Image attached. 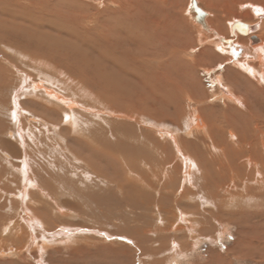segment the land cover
<instances>
[{
	"label": "rangeland",
	"instance_id": "rangeland-1",
	"mask_svg": "<svg viewBox=\"0 0 264 264\" xmlns=\"http://www.w3.org/2000/svg\"><path fill=\"white\" fill-rule=\"evenodd\" d=\"M156 1L37 0L33 10L28 13L30 17L23 16L29 17L26 19L28 22L25 20L22 21L25 24L17 25L20 30L23 29L20 31L22 36L26 35L27 31L31 32L30 35L38 33L39 39H30L28 43L22 41L28 37L19 41L10 39L14 33L19 34V30L14 32L15 28L14 33L9 32L10 38H0V264H264V260L258 257L238 255L240 253L237 252L235 244L239 239L240 216L244 214L245 218L253 212L254 216L257 214L254 222H258L256 226L264 231V94L257 92L264 91V85L260 86L251 80L249 83L252 89L249 88V92L247 86H241L242 82L240 85L238 81V87H235L230 79L231 76L232 80L233 77L238 78L235 74L237 68L229 66L227 53L218 49V46H226L216 39V35L223 40L230 39L233 41L232 45L245 43L248 37L264 42V32L261 33L262 25L264 27V13L258 10L263 6L260 9L264 12V0H195L197 6L205 12L202 22L192 20L193 13L189 10L191 0H162L163 3L161 0ZM25 2L26 0L23 1L24 5ZM148 5L150 7H147ZM249 6L258 10L260 16L256 17ZM40 16H43L42 19ZM61 16L72 18L71 23L80 22L82 26L85 24V28L89 30L87 33L81 31V34L78 32L79 28L70 27L71 34L68 38L64 34L61 37V32L50 31L49 28L40 29L43 32L33 29L36 23L44 21V24L49 19L52 24H49L50 28H58ZM123 20L131 22L128 25L124 24ZM232 22H245L253 31L250 35L244 33L236 35L237 38L233 37L228 27ZM138 23L142 24V36L149 38V31L143 29L153 27L156 35H161L164 41L161 38L160 40L165 44L159 43L158 46L156 43V46L151 42V45L145 44V47L123 38L116 41V34L122 33L125 36L123 33L128 34L126 29L130 30L133 25L135 28ZM201 24L208 31L211 30L209 33L204 30V35H210V40L216 43L215 48L211 43L200 45L198 42L197 26ZM113 27L118 30L113 32ZM170 27L171 29H168ZM165 28L167 29L163 30ZM72 32H76L78 36H74ZM40 34L44 35V38ZM213 34L215 36H212ZM46 36L52 41L46 40ZM99 38L110 40L108 45L114 49L113 54L109 52L108 46H104V51L110 55L109 58L117 62L114 66H108V69L102 61H98V54L104 42ZM97 40L98 42H95ZM32 41L33 43H30ZM45 44L52 47H46ZM43 45L46 49H51L45 51ZM253 48L259 49L260 45ZM169 49L170 52L176 53L173 54L174 57L173 52L167 53ZM24 51L25 53H22ZM31 52L33 55H29ZM168 54H171V57ZM157 56H160L159 59ZM38 58H41L40 61ZM253 58L252 65L262 72L264 58L263 62L257 61L258 57ZM43 59L44 61H41ZM140 64L148 69L144 67L142 70ZM101 65L105 70H102ZM178 65L180 67H177ZM139 70L146 73L144 78L137 72ZM100 71H105L108 77H116V80L113 77L110 81L108 79L112 85L115 83V94L111 89L107 90L108 92L101 90L102 80L100 81L95 73H101ZM149 74H156V78L153 79ZM216 75L224 80L227 89L232 91L234 97L243 105H222L220 101L212 98L216 88L212 87L210 82ZM67 76L70 77L66 78ZM183 80L185 83H182ZM175 81L179 85L178 91L171 90ZM86 83L91 85L87 86ZM170 83L173 84L169 88ZM186 84L194 86L187 89ZM45 92L60 97L67 96L71 112L66 111V108H56V101L54 102L53 97H47ZM131 97L138 101L134 103ZM161 99L164 104H161ZM108 100H113L115 107L112 108V104H104L106 101L109 104ZM15 106L18 107L17 110L14 109ZM107 106L111 107L108 109ZM11 111H15L16 117ZM66 112L77 115L72 124L65 121ZM194 115L200 117L202 125H196L193 119L195 130H191L190 118ZM226 116L231 117V120ZM233 116L235 123L231 122ZM68 123L70 128L66 127ZM73 128L78 131L75 132ZM20 129L22 132H18ZM169 136L175 138V145L171 144ZM48 142H51V147ZM24 160L28 179L24 182L25 186L20 170H17ZM241 163L245 165L242 167L239 165ZM23 191L26 192L22 193ZM22 211L24 218L21 216ZM21 220L22 222H19ZM250 223L253 224V221ZM30 238H34V242ZM172 243H175L174 248Z\"/></svg>",
	"mask_w": 264,
	"mask_h": 264
},
{
	"label": "bare ground",
	"instance_id": "bare-ground-1",
	"mask_svg": "<svg viewBox=\"0 0 264 264\" xmlns=\"http://www.w3.org/2000/svg\"><path fill=\"white\" fill-rule=\"evenodd\" d=\"M23 1L24 0H0V38H3V37H8V38H10L9 36H10V33L9 32H13V29H14V32H15V30H19V34H20V31L21 30H23V29H21L20 30V27L17 25V24H21V25H23V24H25V23H23L22 21H24L25 22V20L26 19H29V17H30V15L28 14V13H30L33 9H32V7H34L35 6V2L37 1V0H26V2H25V5L23 4ZM155 1V0H154ZM157 1H160V0H157ZM156 1V2H157ZM162 1V0H161ZM192 1V0H191ZM240 1V0H239ZM242 1V0H241ZM59 2V1H58ZM62 2V1H61ZM243 2V1H242ZM255 2V1H254ZM254 2H253V5H255L254 4ZM37 3V2H36ZM161 3H163V1L161 2ZM191 3V2H190ZM158 4H159V2H158ZM196 4H197V2H196ZM20 5H22V6H20ZM60 5V4H59ZM262 5V4H261ZM68 6V5H67ZM143 6H144V4H143ZM259 6H260V4H259ZM147 7H150L149 5L147 6ZM250 7V11L256 16V17H258V16H260V13L258 12V10H260L262 13H264L263 11H262V9H260L261 7H263V6H261L260 8H258V5H257V8H258V10H255L253 7H251V6H249ZM64 8H65V6H64ZM256 8V9H257ZM36 9V8H35ZM157 9V8H156ZM60 10V9H59ZM74 10V9H73ZM190 10V9H189ZM35 11V10H34ZM33 11V12H34ZM68 11H70V10H68ZM156 11V10H155ZM192 12L191 13H193V18H192V20L194 21L195 19H196V17L198 18L196 21H200V22H202V20H203V18L205 17V15H202V16H197V14L193 11V10H191ZM203 11V10H202ZM36 12V11H35ZM158 13H159V11H157ZM204 12V11H203ZM251 12H249V14L251 15ZM43 13V12H42ZM205 13V12H204ZM34 15H36V14H34ZM59 15V14H58ZM61 15V14H60ZM64 15V14H63ZM62 15V16H63ZM249 15V16H250ZM23 16H29L28 18L26 17H24L23 18ZM39 16V15H38ZM45 16V15H44ZM61 16V23H60V26L58 27V28H55V26H51L52 28H50V26H49V24L50 25H52L51 23H50V19L48 20V21H46L44 24H42L44 21H42V22H39V23H36V25H35V28L33 27V26H31V27H33V29H35L36 31H40V29H47V28H49L50 29V31H54V32H61L60 33V35H62V34H64V36H66V37H68V38H70V27H74V28H79L78 29V32H80L81 33V31L83 32V33H87V31L89 30H87V28H85V24L84 23H82L81 22V24H84L83 26L82 25H80V22H76V23H71V21H72V18H69V19H66L67 18V16L65 17H62ZM117 16V15H116ZM150 16V15H149ZM22 17V18H21ZM41 17V16H40ZM43 17V16H42ZM42 17H41V19H42ZM141 17V16H140ZM139 17V18H140ZM20 18H21V23H19L20 22ZM39 18V17H38ZM56 19L58 18L57 16L55 17ZM142 18V17H141ZM144 18V17H143ZM142 18V19H143ZM31 19V18H30ZM40 19V18H39ZM40 19V20H41ZM74 19V18H73ZM32 20V19H31ZM38 19H36V21H37ZM58 20V19H57ZM56 20V21H57ZM76 20V19H75ZM32 21H34V20H32ZM39 21V20H38ZM77 21V20H76ZM124 21V20H123ZM148 21V20H147ZM26 22H28V20H26ZM51 22H53L52 20H51ZM55 22V21H54ZM58 22H59V20H58ZM131 21H129L128 22V20H125L124 21V24H128V23H130ZM149 22V21H148ZM139 23H140V21H139ZM139 23L138 24H136L135 26V28H134V25L133 26H131V28H130V30H128V29H126L127 30V32H128V34H126V33H123V34H125V36H123L122 35V33L121 34H116V36L117 37H114V38H116V41H119V39H122L123 38V40H125V41H128V42H130V43H133V42H137L138 44H139V46H141V45H143V46H145V44H150L151 45V42L152 43H154L155 45H156V43H158V46H159V43H163V44H165L164 42H161V40H160V38H161V35H159V34H161V32H158L159 34V36H157L156 34L157 33H155V28L154 29H152L151 27H145V29H143V30H148L149 31V34H150V37L148 38L147 36H142L141 35V27H140V25H142V24H140L139 25ZM235 24V22H232V23H230L229 24V30H230V33H231V35H233V37H236V35L237 36H239L238 34H244V33H247L248 35H250L251 33H252V29H251V27L248 25V24H246L245 22L244 23H242V22H237V23H241V24H243V25H245L246 27H244L243 29H242V26L241 25H239V26H237V28H234V30H232V26H234V24ZM29 24V23H28ZM31 24V23H30ZM38 24V25H37ZM71 26H70V25ZM219 24V23H218ZM20 25V26H21ZM55 25V24H54ZM129 25V24H128ZM38 26V27H37ZM57 26V25H56ZM213 26V25H212ZM87 27V26H86ZM6 28H8V29H6ZM110 28H111V26H110ZM143 28V27H142ZM28 29H30V27L28 28ZM167 28H165V29H163V30H166ZM168 29H171V27L170 28H168ZM217 29V28H216ZM25 30V29H24ZM112 30H113V32H115V31H117L118 29H116L115 27H113L112 28ZM154 32H153V31ZM204 30L207 32V33H209V31H211V30H207V28L206 27H204V26H202V24L200 25V26H197V37H198V39H199V41L198 42H200V45H203V44H201V43H211L212 45H214V48H215V45H216V43L215 42H213V40H210V35H209V37H208V35H204ZM236 30V31H235ZM5 31H7L5 34H1V33H3V32H5ZM30 31V30H29ZM48 31V30H47ZM157 31H159V30H157ZM239 33H238V32ZM13 32V33H14ZM40 32H43V31H40ZM54 32H52V33H54ZM77 32V31H76ZM73 33L74 34V36H78L77 35V33ZM264 32V27H263V25H262V27H261V33H263ZM18 32H16V33H14L13 34V38H10V39H16L17 41H19V39H24V38H26V37H28V38H26V39H24V40H22L24 43H28L29 41H30V39H32V40H38L39 39V36H38V33H37V35L36 34H33L32 33V35H30V33H29V35H27L28 33H27V31H26V35H23L22 36V34H20L21 36H19V34H17ZM79 33V34H80ZM163 33V32H162ZM211 33V32H210ZM42 34V33H41ZM40 34V35H41ZM44 34V33H43ZM56 34V33H55ZM82 34V33H81ZM89 34V33H88ZM164 34V33H163ZM49 35V34H48ZM54 35V34H53ZM92 35V34H91ZM42 36V35H41ZM44 36V35H43ZM42 36V37H43ZM82 37L84 36V35H81ZM86 36V35H85ZM177 36V35H176ZM212 36H215V34H213ZM254 36H255V34H254ZM259 36V35H258ZM24 37V38H23ZM42 37H40V38H42ZM61 37H63V35L61 36ZM44 38V37H43ZM76 38V37H75ZM78 38V37H77ZM89 38V37H88ZM92 38H94V36L92 37ZM109 38V37H108ZM237 38V37H236ZM67 39V38H66ZM100 39V38H99ZM162 40H163V38H161ZM216 39L220 42V43H223L222 45L223 46H226V48H223V47H221V46H218V49H219V51L220 52H222V53H227V56L229 57V61H227L228 63H229V66L230 67H232V68H237V69H235V71H236V76H238V78H236V77H233L234 79V81L232 80V76H231V81L230 82H232L233 83V85L236 87H238V81H239V84L242 82V87H243V85H245V86H247L248 87V92H249V88L250 89H252L250 86V83L249 82H251V80H253L254 81V83L256 82V83H259V85L261 86V84L262 85H264V73H263V71L264 70H262V72H259V71H257L255 68H254V58L253 57H258L257 59V61H259V60H261V62H263V60H262V58H264V42H262V41H259V40H257L256 38H254V37H248V39H245L246 40V42L245 43H241V44H235V45H232V43H233V41L232 40H230V39H228V40H230V43H226L225 41H221V39L220 38H218V36L216 35ZM1 40V39H0ZM46 40H49V41H52V39L49 37V36H46ZM60 40V39H59ZM79 40V39H78ZM93 40V39H92ZM100 40H103L104 42L102 43L103 44V46H102V50L100 49V53H99V49H97L98 50V61H102L104 64L103 65H106L107 66V69H108V66H114L115 65V63H117L116 61H114V59H110L109 57H110V55H107V52L106 51H104V46L106 45V47L108 46V49L110 50L109 52L110 53H112L113 52V54H114V49L113 48H110L109 47V43H111V42H109L110 40H106L105 38H102V39H100ZM156 40V41H155ZM223 40V39H222ZM7 41V40H6ZM22 41H20V43L22 42ZM94 41V40H93ZM164 41V40H163ZM226 41H227V39H226ZM22 42V43H23ZM39 42V41H38ZM43 42V41H42ZM46 42V41H45ZM45 42H43V43H45ZM95 42H98V40L97 41H95ZM100 42V41H99ZM114 42V41H113ZM150 42V43H149ZM239 42V41H238ZM30 43H33V41L32 42H30ZM66 43V42H65ZM1 44V43H0ZM16 44V43H15ZM40 44V43H39ZM42 44V43H41ZM98 44H100V43H98ZM119 44V43H118ZM126 44V43H125ZM137 44V45H138ZM167 44V43H166ZM11 45V44H10ZM19 45H21V44H19ZM29 45V44H28ZM28 45H27V47H28ZM45 45H47V44H45ZM55 45H56V42H55ZM129 45V44H128ZM154 45V46H155ZM238 45V46H237ZM242 45V46H241ZM255 45H260V48L259 49H257V48H253V46H255ZM25 47H26V45H24ZM35 46H36V44H35ZM44 46V45H43ZM51 47H52V45H50ZM50 46H46V47H50ZM62 46V45H61ZM148 46V45H147ZM153 46V45H152ZM157 46V45H156ZM162 46V45H161ZM171 46V45H170ZM23 47V46H22ZM24 47V48H25ZM37 47V46H36ZM40 47V46H39ZM113 47V46H112ZM146 47V46H145ZM149 47V46H148ZM169 47V46H168ZM171 47H173V46H171ZM244 49H243V48ZM262 47V48H261ZM17 48V47H16ZM41 48H43V47H41ZM44 48H45V46H44ZM43 48V49H44ZM95 48H98V47H95ZM143 48V47H142ZM153 48H155V47H153ZM159 48V47H158ZM174 48V47H173ZM46 49V48H45ZM44 49V50H45ZM49 49H51V48H48V49H46L45 51H47V50H49ZM53 49V48H52ZM54 49H56V48H54ZM90 49V48H89ZM33 50V49H32ZM57 50H60V49H57ZM139 50V49H138ZM141 50H143V49H141ZM145 50V49H144ZM161 50V49H160ZM166 50V49H165ZM211 50V49H210ZM51 51V50H50ZM53 51V50H52ZM66 51H67V49H66ZM125 51V50H124ZM162 51V50H161ZM18 52H20L19 50H18ZM34 52V51H33ZM37 52V51H36ZM49 52V51H48ZM63 52V51H62ZM86 53H87V51H85ZM141 52V51H140ZM167 52V51H166ZM170 52V49H169V51L167 52V53H169ZM173 52V51H172ZM172 52H170V53H172ZM177 52V51H176ZM210 51H208V53H209ZM214 52V51H213ZM22 53H25V51L24 52H22ZM27 53V52H26ZM66 53H68V52H66ZM70 53V52H69ZM72 53V52H71ZM152 53V52H151ZM165 53V52H164ZM32 54V52L29 54V55H31ZM55 54V53H54ZM59 54V53H58ZM63 54H65V53H63ZM97 54V53H96ZM161 54V53H160ZM160 54H158V55H160ZM173 54H176V53H172V56H173ZM26 55V54H25ZM33 55V54H32ZM48 55V54H47ZM60 55H62V53H60ZM66 55V54H65ZM142 55V54H141ZM144 55H145V53H144ZM144 55L142 56L143 58H144ZM149 55V54H148ZM153 55V54H152ZM151 54H150V56H152ZM154 55H155V52H154ZM169 55H171V54H168V56ZM40 56V55H39ZM72 56H73V53H72ZM77 56V55H76ZM139 56H140V54H139ZM31 57V56H30ZM43 57V56H42ZM59 58H61L60 56H58ZM70 57V56H69ZM141 57V56H140ZM158 57V59H159V57L160 56H157ZM169 57H171V56H169ZM174 57V56H173ZM26 58V57H25ZM47 58V57H46ZM99 58H100V60H99ZM111 58H112V55H111ZM136 58V57H135ZM176 58H177V56H176ZM39 59V61H40V59L41 58H38ZM45 59V58H44ZM44 59L43 60H41V61H44ZM48 59V58H47ZM64 59V58H63ZM31 60V59H30ZM68 60H70V59H68ZM68 60H66V62L68 61ZM166 60V59H165ZM206 60V59H205ZM52 61V60H51ZM65 61V60H64ZM88 61V60H87ZM139 61V60H138ZM147 61V60H146ZM157 61V60H156ZM162 61V60H161ZM35 62V61H34ZM33 62V63H34ZM83 62V61H82ZM142 62H145V61H142ZM151 62V61H150ZM149 62V63H150ZM154 62V61H153ZM160 62V61H159ZM169 62V61H168ZM42 63V62H41ZM70 63V62H69ZM87 63V62H86ZM86 63L84 64V65H86ZM100 63V62H99ZM126 63H128V62H126ZM180 63V62H179ZM178 63V64H179ZM188 63H191V62H188ZM36 64V63H35ZM34 64V65H35ZM55 64V63H54ZM98 64V63H97ZM96 64V65H97ZM141 64H145V63H141ZM141 64H140V66H141ZM147 64V63H146ZM154 64V63H153ZM193 64H194V62H193ZM192 64V65H193ZM198 64V63H197ZM224 64V63H223ZM226 64V63H225ZM253 64V65H252ZM38 65H39V63H38ZM38 65L36 66V67H38ZM41 65V64H40ZM43 65V64H42ZM49 65V64H48ZM70 65V64H69ZM148 65V64H147ZM162 65V64H161ZM160 65V66H161ZM164 66H165V64H163ZM177 65V64H176ZM190 65V64H189ZM192 65H191V67H192ZM260 65V64H259ZM45 66H47L46 65V63H45ZM100 66V65H99ZM102 66V65H101ZM163 66V67H164ZM196 66V65H195ZM199 66H200V64H199ZM49 67V66H48ZM48 67H46V68H48ZM55 67V66H54ZM77 67V66H76ZM103 68H102V70H105V67L104 66H102ZM109 67V68H110ZM130 67V66H129ZM136 67V66H135ZM141 67H143V69L142 70H144V67L145 66H141ZM174 67H175V65H174ZM177 67H180L179 65L177 66ZM176 67V68H177ZM182 67V66H181ZM185 67V66H184ZM187 67V66H186ZM190 67V66H189ZM263 67V66H262ZM50 68V67H49ZM52 68V67H51ZM91 68V67H90ZM93 68V67H92ZM97 68V67H96ZM125 68V67H124ZM132 68V67H131ZM147 67H145V69H146ZM258 68V67H257ZM78 69V68H77ZM98 69V68H97ZM97 69H96V71H97ZM113 69V68H112ZM120 69V68H119ZM134 69V68H133ZM138 69H140V68H138ZM148 69V68H147ZM179 69V68H178ZM184 69V68H183ZM183 69H180V70H182L183 71ZM196 69V68H195ZM54 70V69H53ZM56 70V69H55ZM100 70V69H99ZM132 70V69H131ZM141 70V69H140ZM140 70L139 71H137V72H140ZM186 70V69H185ZM190 70V69H189ZM81 71V70H80ZM110 71V70H109ZM108 71V72H109ZM159 71V70H158ZM47 72V71H46ZM50 72L51 71H49V74H50ZM61 72V71H60ZM90 72H92V71H89V73ZM101 72V71H100ZM105 72V71H104ZM99 73V72H95L97 75L96 76H98L99 77V79H100V81L102 80V88H101V90L102 91H107V90H109L110 91V89H111V92H113L114 93V90H116L115 89V87H113V85L115 84L114 82V84L112 85L111 84V82H109L110 81V78H112V77H108L107 75V73L105 72V73ZM144 72V71H143ZM147 72V71H146ZM161 72V71H160ZM178 72V71H177ZM186 72H190V71H186ZM214 72V71H213ZM212 72V73H213ZM64 73V72H63ZM83 73V72H82ZM129 73H130V70H129ZM129 73H127V74H129ZM132 73V72H131ZM135 73V72H134ZM133 73V74H134ZM141 73V72H140ZM145 73V72H144ZM144 73H141L140 74V76L142 75V78H144L143 76H144ZM150 73V72H149ZM159 73V72H158ZM191 73V72H190ZM48 74V75H49ZM118 74V73H117ZM146 74V73H145ZM148 74V73H147ZM163 74V73H162ZM234 74V75H235ZM46 76L47 78L49 77V76H51V75H49V76ZM85 75V74H84ZM130 75V74H129ZM128 75V76H129ZM134 75H136V74H134ZM150 76H152L151 74H149ZM154 75H156V74H153V79H155L154 78ZM158 75V74H157ZM232 75V74H231ZM243 75H245L246 76V78H244L245 76H243ZM133 76V75H132ZM165 76V75H164ZM189 76V75H188ZM194 76V75H193ZM44 78H45V76H43ZM51 77H53V76H51ZM59 78H60V76H58ZM68 77H70V76H67L66 78H68ZM139 77V76H138ZM191 77V76H190ZM62 78V77H61ZM65 78V79H66ZM93 78V77H92ZM91 78V79H92ZM130 78H131V76H130ZM159 78V77H158ZM162 78V77H161ZM165 78V77H164ZM189 78V77H188ZM193 78V77H192ZM192 78H190L189 80L190 81H192ZM244 78V79H243ZM46 79V78H45ZM52 79V78H51ZM82 79H84V78H82ZM88 80H90L89 78H87ZM108 79H109V81H108ZM113 79H114V77H113ZM247 79H250V81L249 80H247ZM47 80H50V79H47ZM59 80V79H58ZM61 80H63V79H61ZM68 80V79H67ZM85 80H86V77H85ZM84 80V81H85ZM98 80V79H97ZM96 80V81H97ZM114 80H116V77H115V79ZM131 80H134V79H131ZM138 80H139V78H138ZM157 80V79H156ZM165 80V79H164ZM163 80V81H164ZM186 81H188L187 80V78L185 79ZM196 80H198V79H196ZM53 81H56V80H53ZM69 81H71V80H69ZM74 81V80H73ZM79 81V80H78ZM78 81H77V83H78ZM161 81V80H160ZM180 81V80H179ZM193 81H194V79H193ZM59 82H60V80H59ZM86 82H87V80H86ZM90 82H91V80H90ZM99 82V81H98ZM105 82V83H104ZM138 82V81H137ZM140 82V81H139ZM158 82V81H157ZM244 82V83H243ZM2 83V82H1ZM92 83V82H91ZM124 83V82H123ZM132 83V82H131ZM144 83V82H143ZM160 83V82H159ZM175 83V85L173 84V83H170L169 84V88H170V85L171 84H173V86H172V88H171V90H174V91H178V87H179V85H177L178 83L175 81L174 82ZM182 83H185L184 82V80H183V82ZM186 83H188V82H186ZM4 84V83H3ZM79 84V83H78ZM89 84V83H88ZM87 83H86V85L87 86H90V85H88ZM93 84V83H92ZM128 84V83H127ZM140 84H142V83H140ZM153 84V83H152ZM167 84V83H166ZM195 84H197V83H195ZM252 84V83H251ZM7 85V84H6ZM81 85V84H80ZM79 85V86H80ZM96 85H98V83L96 84ZM143 85V84H142ZM148 85V84H147ZM183 85V84H182ZM210 85L212 86V87H214V88H216L215 89V91H213V93H212V98L213 99H216V100H218V101H220L221 103H222V105H223V103H224V105L225 104H229V103H235L236 105H241L242 103H239V100L237 99V98H235L234 97V95H233V92L232 91H230V90H228L227 89V87L225 86V83H224V80L222 81L217 75L216 76H214V80L213 81H211L210 82ZM79 86H78V88H79ZM81 86H83V85H81ZM112 88H111V87ZM149 86V85H148ZM153 86V85H152ZM155 86V85H154ZM159 86H160V84H159ZM190 86V84H186V86L185 87H187V89H188V87ZM192 86H194V85H192ZM192 86H190V87H192ZM199 87V85H196V87ZM2 87H3V85H2ZM4 87H5V85H4ZM76 87V86H75ZM101 87V86H100ZM107 87V88H106ZM119 87V86H118ZM117 87V88H118ZM156 87V86H155ZM174 87V88H173ZM183 87H184V85H183ZM202 87V86H201ZM262 87H264V86H262ZM33 88V87H32ZM37 88V87H36ZM35 88V89H36ZM70 88V87H69ZM96 88V87H95ZM133 88V87H132ZM145 88H147V86L145 87ZM151 88V85H150V87H149V89ZM163 88V87H162ZM168 88V89H169ZM194 88V87H193ZM246 87H244V89H245ZM0 89H1V87H0ZM35 89H33V90H35ZM66 89V88H65ZM99 89V88H98ZM153 89H154V87H153ZM156 89V88H155ZM200 89V88H199ZM202 89V88H201ZM210 89V88H209ZM239 89V88H238ZM243 89V90H244ZM37 90V89H36ZM83 90V89H82ZM87 90V89H86ZM118 90V89H117ZM183 90H184V88H183ZM186 90V89H185ZM184 90V91H185ZM195 90V89H194ZM211 90V89H210ZM213 90V89H212ZM239 90H241V89H239ZM243 90H241L242 92H246L245 90L243 91ZM41 91H43V90H41ZM46 91V90H45ZM72 91V90H71ZM79 91V90H78ZM98 91V90H97ZM101 91V92H102ZM130 91V90H129ZM135 91V90H134ZM157 91V90H156ZM155 91V92H156ZM161 91V90H160ZM169 91V90H168ZM174 91H172L173 93H175ZM187 91V90H186ZM100 92V93H101ZM108 92V91H107ZM162 92V91H161ZM172 92H170V93H172ZM181 92V91H180ZM192 92V91H191ZM242 92H240V93H242ZM247 92V93H248ZM257 92H259V93H261V95L262 94H264V91L262 90V91H258L257 90ZM257 92H256V94H257ZM75 93V92H74ZM73 93V94H74ZM81 93V92H80ZM84 93V92H83ZM90 93H91V91H90ZM99 93V94H100ZM106 93V92H105ZM110 93V92H109ZM149 93H150V91H149ZM157 93V92H156ZM166 93V92H165ZM168 93V92H167ZM45 94H47L46 96L47 97H53L52 99L54 100V102L56 101V103H54V104H56L55 105V107L57 108V107H60V109L61 108H66V111H70V108H69V100H67V96L65 97V96H63V97H65V98H63V97H60L59 95H57V94H53V93H48V92H45ZM86 94V93H85ZM89 94V93H88ZM98 94V93H97ZM104 94V93H103ZM112 94V93H111ZM115 94V93H114ZM193 94H194V92H193ZM200 94V93H199ZM33 95V94H32ZM109 95V94H108ZM113 95V94H112ZM134 95H135V93H134ZM137 95V94H136ZM153 95V94H152ZM163 96H164V94H162ZM172 95V94H171ZM174 95V94H173ZM41 96V95H40ZM87 96V95H86ZM95 96V95H94ZM104 96V95H103ZM114 96V95H113ZM116 96V98L118 97V95H115ZM138 96V95H137ZM150 96H151V94H150ZM150 96H148L149 98H150ZM160 96V95H159ZM245 96V95H244ZM37 97H39V95L37 96ZM75 97V96H74ZM88 97V96H87ZM91 97H93V96H91ZM96 97V96H95ZM102 97V96H101ZM106 97V96H105ZM104 97V98H105ZM108 97V96H107ZM110 97V96H109ZM135 97V96H134ZM142 97V96H141ZM140 97V98H141ZM161 97V96H160ZM167 97V96H166ZM182 97V96H181ZM246 97H247V95H246ZM245 97V98H246ZM41 98V97H40ZM43 98V97H42ZM94 98V97H93ZM98 98V97H97ZM156 98H157V95H156ZM162 98V97H161ZM164 98H165V96H164ZM169 98V97H168ZM170 98H171V96H170ZM32 99H33V97H32ZM32 99H30V100H32ZM103 99V98H102ZM109 99V98H108ZM131 99V101L133 100V99H135V98H133L132 99V97L130 98ZM136 99H137V97H136ZM143 99H145V97H143ZM151 99V98H150ZM36 100H37V98H36ZM40 100V99H39ZM44 100V99H43ZM47 100V99H46ZM98 100V99H97ZM105 100H106V98H105ZM111 100V99H110ZM140 100H142V99H140ZM146 100V99H145ZM145 100H144V102H145ZM154 100H156L155 98H154ZM160 100V99H159ZM45 101V100H44ZM49 101V100H48ZM100 101V100H99ZM134 101V100H133ZM136 102L138 101V100H135ZM135 101H134V103H135ZM158 101V100H157ZM30 102V101H29ZM51 102V101H50ZM49 102V103H50ZM72 102V101H71ZM103 102H105V101H103ZM107 102V101H106ZM104 103V104H106V105H111L112 106V108L113 107H115L114 105H115V103H114V101L112 100V101H109L108 100V102H109V104L108 103ZM125 102V101H124ZM144 102H143V104H144ZM246 102V101H245ZM16 103V102H15ZM14 103V104H15ZM48 103V102H47ZM46 102H45V104H47ZM97 103V102H96ZM100 103V102H99ZM101 103H102V101H101ZM243 103H244V101H243ZM52 104V103H51ZM50 104V105H51ZM93 104H95L94 103V101H93ZM103 104V103H102ZM103 104V105H104ZM148 104V103H147ZM161 104H164V100H162L161 99ZM30 105H32V104H30ZM49 105V106H50ZM117 105V104H116ZM156 105H157V102H156ZM172 105V104H171ZM243 105V104H242ZM33 106V105H32ZM48 106V105H47ZM111 106H107L108 107V109H109V107H111ZM136 106H137V103H136ZM136 106H134L135 108H136ZM151 106H153V105H151ZM230 106V105H229ZM35 107V106H34ZM37 107V106H36ZM72 107L73 106H71V109H72ZM118 107H120V106H118ZM125 107H127V106H125ZM134 107H132V108H134ZM175 107V106H174ZM238 107H240V106H238ZM243 107V106H242ZM38 108V107H37ZM42 108V107H41ZM40 108V109H41ZM50 108V107H49ZM52 108H53V106H52ZM52 108H51V112H53V110H52ZM127 108H129V107H127ZM165 108H166V106H165ZM14 109L15 110H17L18 109V107L17 106H15L14 107ZM34 109H36V108H34ZM105 109V108H104ZM107 109V110H108ZM162 109V108H161ZM222 109H223V107H222ZM37 110V109H36ZM36 110H34V112H36ZM39 110V109H38ZM50 110V109H49ZM75 110V109H74ZM103 110V109H102ZM106 110V109H105ZM119 110V109H118ZM130 110V109H129ZM140 110V109H139ZM138 110V111H139ZM166 110V109H165ZM175 110V109H174ZM179 110V109H178ZM220 110V109H219ZM55 111H57L56 109H55ZM64 111V110H63ZM62 111V112H63ZM79 111V110H78ZM128 111V110H127ZM134 111V110H133ZM224 111V110H223ZM229 111V110H228ZM250 111H251V109H250ZM12 113H13V111H11ZM44 113H45V110L43 111ZM71 112V111H70ZM82 112V111H81ZM108 112H110V111H108ZM119 112V111H118ZM216 112V111H215ZM221 112V111H220ZM227 112V111H226ZM239 112V111H238ZM241 112H243V111H241ZM64 113V112H63ZM67 114V116H66V122H69V123H71L73 120H74V118L77 116L75 113H72V114H68V112H66ZM105 113V112H104ZM131 113V112H130ZM137 113V112H136ZM237 113V112H236ZM14 116L16 117V113H15V111H14ZM47 114V113H46ZM79 114V116H80V113H78ZM94 114V113H93ZM167 114V113H166ZM172 114V113H171ZM194 114V113H193ZM230 114H231V112H230ZM53 115H55V114H53ZM95 115V114H94ZM107 115V114H106ZM111 115V114H110ZM168 115V114H167ZM181 115V114H180ZM226 115H228V114H226ZM237 115V114H236ZM63 116V115H62ZM61 116V117H62ZM109 116V115H108ZM168 116H170V115H168ZM229 116V115H228ZM228 116H226V118L228 117ZM234 116H235V114H234ZM234 116H233V121H231V122H234L235 123V121H234V119L236 118V116H235V118H234ZM242 116H243V113H242ZM254 116V115H253ZM18 117V116H17ZM139 117V116H138ZM241 117V116H240ZM252 117V116H251ZM77 118V117H76ZM83 118H85V117H83ZM139 118H141V117H139ZM200 117L198 116V115H194V117H192V118H190V124H189V128H191V130L192 129H194L195 130V127H194V125H193V119L195 120V124L196 125H199V126H201L202 125V120H200L199 119ZM230 118V120H231V117H228V119ZM254 118V117H253ZM258 118H259V116H258ZM258 118H255V119H258ZM13 119V118H12ZM65 119V118H64ZM79 119H82V118H79ZM144 119V118H143ZM142 119V120H143ZM14 120V119H13ZM60 120V119H59ZM106 120V119H105ZM236 120H237V118H236ZM251 120V119H250ZM64 121V120H63ZM107 121V120H106ZM17 122V121H16ZM80 122V121H79ZM226 122V121H225ZM228 122V121H227ZM65 123V122H64ZM69 123L66 125V127L67 126H69L68 128H70V126L71 125H69ZM73 123V122H72ZM71 123V124H72ZM85 123V122H84ZM50 124V123H49ZM77 124H78V122H77ZM82 124V123H81ZM107 124H109V123H107ZM229 124V123H228ZM17 125H19V124H17ZM54 125V124H53ZM60 125H61V123H60ZM74 125H76V124H74ZM79 125V124H78ZM116 125V124H115ZM232 125V124H231ZM109 126H110V124H109ZM188 126V125H187ZM238 126V125H237ZM236 126V127H237ZM74 127V126H73ZM81 127V126H80ZM113 127H115V126H113ZM117 127V126H116ZM235 127V126H234ZM16 128V130H17V127H15ZM76 129V128H75ZM74 128H73V130H75ZM213 129V128H212ZM71 130V129H70ZM186 130V129H185ZM190 130V131H191ZM216 130V129H215ZM240 130V129H239ZM21 131V129L18 131V132H20ZM78 131V130H77ZM76 130H75V132H77ZM113 131H115V130H113ZM188 131V130H187ZM189 131V132H190ZM207 131V130H206ZM10 132V131H9ZM22 132V131H21ZM25 132V131H24ZM27 132V131H26ZM29 132V131H28ZM166 132V131H165ZM194 132V131H193ZM116 133V132H115ZM200 133V132H199ZM231 133V132H230ZM229 133V134H230ZM234 133V132H233ZM18 134V133H17ZM77 134V133H76ZM79 134V133H78ZM77 134V135H78ZM81 134V133H80ZM95 135H96V133H94ZM157 134V133H156ZM202 134V133H201ZM211 134V133H210ZM232 134V133H231ZM242 134V133H241ZM257 134V133H256ZM19 135V134H18ZM53 135V134H52ZM51 135V136H52ZM77 135H76V137H77ZM159 135V134H158ZM169 135V134H168ZM197 135V134H196ZM207 135V134H206ZM22 136H23V134H22ZM79 136H81V135H79ZM201 136V135H200ZM221 136V135H220ZM20 137H21V135H20ZM32 137V136H31ZM98 137V136H97ZM204 137V136H203ZM207 137V136H206ZM214 137V136H213ZM161 138V137H160ZM21 139V138H20ZM59 139H61V137H59ZM63 139V138H62ZM168 139H170V141L172 142L171 144H174L175 145V143L177 142V141H175V138L173 137H171V136H169L168 137ZM199 139H200V137H199ZM207 139V138H206ZM222 139V138H221ZM238 139V138H237ZM210 140V139H209ZM16 141V140H15ZM49 141V140H48ZM53 141V140H52ZM200 141V140H199ZM211 141V140H210ZM222 141V140H221ZM60 142V141H59ZM63 142V141H62ZM214 142V141H213ZM253 142V141H252ZM157 143H158V141H157ZM218 143V142H217ZM48 144H49V142H48ZM50 144H51V142H50ZM49 144V145H50ZM63 144V143H62ZM121 144V143H120ZM48 145V146H49ZM57 145V144H56ZM59 145V144H58ZM95 145V144H94ZM180 145V144H179ZM182 145V144H181ZM215 145H216V142H215ZM251 145V144H250ZM60 146V145H59ZM61 146H63V145H61ZM98 146V145H97ZM156 146H158V144H156ZM169 146V145H168ZM214 146V145H213ZM50 147H51V145H50ZM96 147V146H95ZM160 147H162V146H160ZM166 147V146H165ZM218 147H220V146H218ZM217 147V148H218ZM251 147V146H250ZM61 147H59V149H60ZM86 148V147H85ZM98 148V147H97ZM52 149V148H51ZM63 149V148H62ZM92 149V148H91ZM110 149V148H109ZM155 149V148H154ZM162 149V148H161ZM171 149V148H170ZM248 149H250V148H248ZM252 149V148H251ZM256 149V148H255ZM87 150H88V148H87ZM217 150H220V149H217ZM136 151V150H135ZM160 151V150H159ZM177 151V150H176ZM211 151H212V149H211ZM245 151V150H244ZM251 151V150H250ZM94 152V151H93ZM114 152V151H113ZM175 152V151H174ZM222 152V151H221ZM228 152H231V151H228ZM257 152V151H256ZM92 153V152H91ZM211 153V152H210ZM223 153V152H222ZM246 153V152H245ZM250 153V152H249ZM93 154V153H92ZM212 154V153H211ZM237 154V153H236ZM181 154L179 153V155L178 156H180ZM226 155H228V154H226ZM252 155V154H251ZM93 156H94V154H93ZM177 156V155H176ZM243 157H244V155H242ZM167 157V156H166ZM165 157V158H166ZM175 157V156H174ZM182 158V157H181ZM236 158H237V156H236ZM250 158V157H249ZM129 159H131V157H129ZM163 159V158H162ZM167 159V158H166ZM171 159H172V157H171ZM250 159H252V158H250ZM127 160H128V158H127ZM224 160H225V158H224ZM166 161H168V160H166ZM24 163H22V165H21V167H18L19 169H17V170H20V175H22V180H23V185H24V182H27L28 181V179L26 178V169H27V165H26V161L24 160L23 161ZM125 162V161H124ZM124 162H123V164H124ZM246 162H248V161H246ZM126 163V162H125ZM131 163V162H130ZM162 164V163H161ZM237 164V163H236ZM249 164V163H248ZM252 164V163H251ZM254 164V163H253ZM108 165V164H107ZM129 165V164H128ZM158 165V164H157ZM163 165V164H162ZM238 165V164H237ZM239 165H242V163L241 164H239ZM245 165V164H244ZM244 165H242V167L244 166ZM256 165V164H255ZM258 165V164H257ZM109 166V165H108ZM126 166V165H125ZM166 166H167V164H166ZM228 166V165H227ZM234 166V165H233ZM247 166V165H246ZM248 166H250V165H248ZM252 166V165H251ZM259 166V165H258ZM160 167V166H159ZM162 167V166H161ZM164 167V166H163ZM238 167V166H237ZM168 168V167H167ZM228 168H229V166H228ZM245 168V167H244ZM262 168V167H261ZM153 169V168H152ZM237 169H239V168H237ZM240 169H241V167H240ZM254 169V168H253ZM263 169V168H262ZM159 170V169H158ZM171 170V169H170ZM186 170V169H185ZM244 170V169H243ZM246 170V169H245ZM260 170V169H259ZM259 170H257V172L259 171ZM130 171V170H129ZM163 171H164V169H163ZM239 171V170H238ZM249 171V170H248ZM166 172H167V169H166ZM189 172V171H188ZM22 173V174H21ZM131 173V172H130ZM236 173V172H235ZM253 173H255V172H253ZM129 174V173H128ZM158 174V173H157ZM156 174V175H157ZM161 174V173H160ZM164 174V173H163ZM169 174V173H168ZM191 174V173H190ZM250 174V173H249ZM252 174V173H251ZM250 174V175H251ZM260 174H261V171H260ZM18 175V174H17ZM155 175V176H156ZM166 175V174H165ZM201 175H202V173H201ZM240 175V172H239V174H238V176ZM243 175V174H242ZM159 176V175H158ZM244 177H245V173H244ZM247 177H249L248 175H247ZM255 177H256V174H255ZM144 178V177H143ZM156 178V177H155ZM154 178V179H155ZM164 178V177H163ZM243 178V177H242ZM257 178V177H256ZM261 178V177H260ZM161 179V178H160ZM202 179V178H201ZM258 179V178H257ZM127 180V179H126ZM144 180V179H143ZM198 180V179H197ZM125 181V180H124ZM137 181V180H136ZM142 181V180H141ZM140 181V182H141ZM247 181V180H246ZM256 181V180H255ZM258 181H261V180H258ZM128 182V181H127ZM158 182V181H157ZM248 182V181H247ZM263 182V181H262ZM155 183V182H154ZM160 183V182H159ZM166 183H167V179H166ZM165 183V184H166ZM238 183V182H237ZM242 183V182H241ZM142 184V183H141ZM158 184V183H157ZM257 184V183H256ZM127 185V184H126ZM143 185V184H142ZM145 185V184H144ZM154 185V184H153ZM229 185V184H228ZM235 185V184H234ZM245 185H246V183H245ZM253 185V184H252ZM25 186V185H24ZM38 186H39V184H38ZM129 186V185H128ZM157 186V185H156ZM250 186V185H249ZM27 187V186H26ZM123 187V186H122ZM235 187V186H234ZM242 187V186H241ZM118 188V187H117ZM263 188H264V186H263ZM148 189H149V187H148ZM197 189H199V188H197ZM254 189V188H253ZM262 189V188H261ZM147 190V189H146ZM222 190V189H221ZM253 191V190H252ZM261 191V190H260ZM19 192V191H18ZM24 192H26V191H23L22 193H24ZM218 192H221V191H218ZM238 192V191H237ZM244 192V191H243ZM255 192V191H254ZM139 193V192H138ZM148 193H149V191H148ZM223 193V192H222ZM222 193H221V195H222ZM241 193V192H240ZM261 193V192H260ZM227 194V193H226ZM246 194V193H245ZM16 195H18V194H16ZM204 195V194H203ZM243 195V194H242ZM20 196V195H19ZM22 196V195H21ZM208 196V195H207ZM225 196V195H224ZM263 196V195H262ZM24 197V196H23ZM148 197V196H147ZM206 197V196H205ZM210 197H212V196H210ZM227 197H229V196H227ZM227 197H226V199H227ZM234 197H236V196H234ZM238 197V196H237ZM256 197H257V195H256ZM25 198V197H24ZM192 198V197H191ZM196 198V197H195ZM230 198V197H229ZM257 198H260V197H257ZM21 199V198H20ZM31 199V198H30ZM204 199H206V198H204ZM55 200V199H54ZM213 200V199H212ZM244 200V199H243ZM216 201V200H215ZM224 201H226V200H224ZM228 201V200H227ZM235 201V200H234ZM249 201V200H248ZM258 201V200H257ZM205 202H207V201H205ZM219 202V201H218ZM233 202V201H232ZM231 202V203H232ZM227 203V202H226ZM230 203V204H231ZM253 203V202H252ZM247 204V203H246ZM21 206L23 207V205L21 204ZM205 206V205H204ZM204 206H202V207H204ZM217 206V205H216ZM26 207H27V205H26ZM259 207V206H258ZM32 208V207H31ZM34 208H36V207H34ZM134 208V207H133ZM217 208V207H216ZM244 208V207H243ZM262 208V207H261ZM28 209V208H27ZM263 209V208H262ZM23 210V209H22ZM34 210V209H33ZM160 210V209H159ZM264 210V209H263ZM18 211V210H17ZM227 211V210H226ZM257 211V210H256ZM255 211V212H256ZM260 211V210H259ZM26 213V212H25ZM36 213V212H35ZM241 213V212H240ZM246 213V212H245ZM17 214V213H16ZM19 214V213H18ZM34 214V213H33ZM38 214V213H37ZM21 215V214H20ZM25 215V214H24ZM23 215V211H22V217L24 216ZM39 215H41V214H39ZM241 215V214H240ZM245 215V214H244ZM244 215H242V216H240V219H241V221H240V225H241V227L239 228V239H238V242L237 243H235V244H237L236 245V247H237V252H239L240 254H238V255H245V256H250V257H253V256H255V257H258L259 259H262V260H264V231H263V229L261 230V229H259L257 226H258V224H256V223H258V222H254L256 219L254 218V217H256V215L254 216V212L252 213V214H250V215H246V218H245V216ZM264 215V214H263ZM35 216H36V214H35ZM38 216V215H37ZM178 216V215H177ZM222 216H224V215H222ZM234 216V215H233ZM261 216V215H260ZM259 216V217H260ZM17 217V216H16ZM40 216H38V219H40L39 218ZM182 217H183V215H182ZM225 217V216H224ZM232 217V216H231ZM261 217H263V216H261ZM260 217V218H261ZM24 218V217H23ZM31 218V217H30ZM264 218V217H263ZM16 219V218H15ZM161 219V218H160ZM185 219V218H184ZM188 219V218H187ZM226 219V218H225ZM230 219V218H229ZM255 219V220H254ZM259 219V218H258ZM24 220V219H23ZM182 220V219H181ZM190 220V219H189ZM236 220V219H235ZM10 221V220H9ZM15 221H17V220H15ZM29 221H30V219H29ZM28 221V222H29ZM217 220L215 219V222H216ZM232 221V220H231ZM250 221H253V224L252 223H250ZM5 222V221H4ZM19 222H22V220L21 221H19ZM30 222H32V221H30ZM30 222H29V224H30ZM42 222V221H41ZM7 223V222H6ZM9 223V222H8ZM15 223V222H14ZM27 223V222H26ZM25 223V224H26ZM35 223V222H34ZM160 223V222H159ZM176 223V222H175ZM183 224V223H182ZM38 225V224H37ZM40 225V224H39ZM185 225V224H184ZM257 225V226H256ZM16 226L18 227V223L16 224ZM24 226H26V225H24ZM23 226V227H24ZM174 227V226H173ZM173 227H171V228H173ZM179 227V226H178ZM184 227V226H183ZM222 227V226H221ZM13 228V227H12ZM26 228H27V226H26ZM170 228V230H172ZM185 228V227H184ZM189 228V227H188ZM201 228V227H200ZM264 228V227H263ZM6 229V228H5ZM19 229H22V228H19ZM32 229V228H31ZM8 230V229H7ZM161 230H164V229H161ZM181 230V229H180ZM200 230V229H199ZM226 230V229H225ZM190 231H191V229H190ZM196 231V230H195ZM194 231V232H195ZM263 231V232H262ZM12 232V231H11ZM181 232V231H180ZM5 233V232H4ZM3 233V234H4ZM34 233V232H33ZM36 233V232H35ZM175 233H176V231H175ZM182 233H184V231L182 232ZM14 234V233H13ZM13 234H10V235H12L13 236ZM192 234V233H191ZM5 235V234H4ZM32 235V234H31ZM15 236V235H14ZM41 236V235H40ZM4 237V236H3ZM35 237V236H34ZM195 237V236H194ZM18 238H21V237H18ZM29 238V237H28ZM1 239V238H0ZM40 239V238H39ZM30 240L31 241H33L34 240V238H30ZM38 240V239H37ZM43 239H41V241H42ZM26 241V240H25ZM28 241V240H27ZM34 242V241H33ZM8 243V242H7ZM27 243V242H26ZM28 243H29V241H28ZM22 244V243H21ZM177 244H178V241H177ZM11 245H13V244H11ZM31 245H32V243H31ZM34 246H35V244H33ZM40 245H42V244H40ZM14 246V245H13ZM45 245H42V247H44ZM174 246H175V243H172V247L174 248ZM10 247V246H9ZM12 247V246H11ZM18 247V246H17ZM26 247V246H25ZM179 247V246H178ZM14 248V247H13ZM9 250V249H8ZM28 250V249H27ZM6 251V250H5ZM15 251H17V248H16V250ZM8 252V251H7ZM174 253V252H173ZM225 253V252H224ZM2 254V253H1ZM177 254V253H176ZM229 254V253H228ZM231 255V254H230ZM216 256V255H215ZM220 262H222V261H220ZM222 264V263H221Z\"/></svg>",
	"mask_w": 264,
	"mask_h": 264
},
{
	"label": "water",
	"instance_id": "water-1",
	"mask_svg": "<svg viewBox=\"0 0 264 264\" xmlns=\"http://www.w3.org/2000/svg\"><path fill=\"white\" fill-rule=\"evenodd\" d=\"M190 10H193L196 14H197V16L199 17V16H202V15H205V13L197 6V4H196V1L195 0H192L191 1V3H190V8H189ZM198 18L196 17V19L195 20H197ZM234 24V23H233ZM239 25H241L242 26V29L244 28V27H246L245 25H243V24H241V23H237V22H235V24H234V26H232V30H234V28H237V26H239ZM221 41H225L226 43H230V40H222L221 39Z\"/></svg>",
	"mask_w": 264,
	"mask_h": 264
},
{
	"label": "flooded vegetation",
	"instance_id": "flooded-vegetation-1",
	"mask_svg": "<svg viewBox=\"0 0 264 264\" xmlns=\"http://www.w3.org/2000/svg\"><path fill=\"white\" fill-rule=\"evenodd\" d=\"M243 23V22H242Z\"/></svg>",
	"mask_w": 264,
	"mask_h": 264
}]
</instances>
